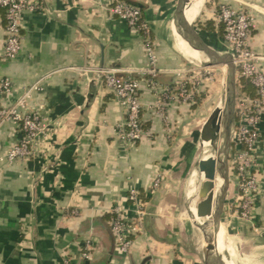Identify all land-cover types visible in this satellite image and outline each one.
<instances>
[{"label":"crops","instance_id":"obj_1","mask_svg":"<svg viewBox=\"0 0 264 264\" xmlns=\"http://www.w3.org/2000/svg\"><path fill=\"white\" fill-rule=\"evenodd\" d=\"M116 1L40 0L42 12L23 14L21 51L11 61L2 58L6 20L0 8V81L8 78L13 86L9 93L0 91V108L34 86L26 110L41 117L43 128L32 157L0 163V264H63L67 257L81 264H203L188 220V206L194 213L189 199L197 187L196 171L187 182L201 141L203 109L197 107L196 97L192 103L179 102L174 92L166 97L167 89L174 90L193 75L171 32L176 0H122L141 9L157 67L165 71L156 77L154 88L149 77L133 75L139 83L146 132L141 141L131 144L119 137L126 110L101 78L71 70L83 66L137 70L147 65L141 34L110 11ZM227 1L253 16L249 46L262 57L264 72V0ZM207 3L192 22L202 26L195 24L205 44L221 53L223 28L215 21V5ZM195 4L191 1V7ZM209 21L213 32L203 29ZM125 76L116 75L119 80ZM157 101L163 115L156 112ZM21 137L17 125L3 124L0 156ZM254 163L259 181L254 222L229 213L237 193L231 174L220 220L237 252L234 264H264V108ZM157 175L163 181L152 189ZM132 188L143 203V227L132 237L129 250L122 252L110 229L112 210L120 206L126 219L135 218L136 208L128 200ZM87 239L94 250L82 262L79 253Z\"/></svg>","mask_w":264,"mask_h":264},{"label":"built area","instance_id":"obj_2","mask_svg":"<svg viewBox=\"0 0 264 264\" xmlns=\"http://www.w3.org/2000/svg\"><path fill=\"white\" fill-rule=\"evenodd\" d=\"M236 1V0H230ZM0 8L5 12V41L2 58L5 61L14 60L21 51L23 14L42 12L40 0H0ZM111 13L124 21L127 26L141 34L147 65L137 70H123L117 68H90L88 66L72 67L71 70L91 72L101 78L103 86L116 98L126 110V119L119 126V137L126 143L134 144L143 139L146 134L140 118L141 102L138 96L139 83L133 76L141 74L149 77V84L155 87L156 77L165 72L157 67V53L155 45L150 39V27L142 18L141 9L125 1H116L110 9ZM215 21L223 28V42L227 54L232 58L238 78L244 79L254 90V96L240 93L236 97L234 109V130L231 139V149L228 158L229 170L236 186V195L231 202L229 213L231 217L244 222L253 221V207L259 190V181L253 173L255 163V148L259 139V124L264 108V72L260 62L262 57L249 46L253 16L244 8L236 7L227 0L217 3ZM124 72L126 76L119 80L117 73ZM192 77L179 83L174 89H167L166 97L174 92L175 98L181 103H192L196 97L197 78L192 71ZM13 89L11 81L6 78L0 81V91L9 93ZM34 86L24 90L22 95L10 106L0 108V127L5 123L17 125L22 132L20 140L11 146L5 154L0 156V163L12 164L17 160L28 159L34 155V144L43 132L41 117L37 113L27 112L26 99ZM157 114L163 115V105L155 103ZM163 177L157 175L152 183V189H157ZM129 202L135 206V218L126 219L120 206L112 210L113 218L110 229L117 247L127 252L132 244V237L141 233L144 210L140 194L131 189ZM77 215L76 211H71ZM94 247L90 239L83 242L79 253V260L86 261L91 257ZM63 264H81L75 259L67 257Z\"/></svg>","mask_w":264,"mask_h":264},{"label":"water","instance_id":"obj_3","mask_svg":"<svg viewBox=\"0 0 264 264\" xmlns=\"http://www.w3.org/2000/svg\"><path fill=\"white\" fill-rule=\"evenodd\" d=\"M191 1L195 0H176V5L173 11V17L171 21V32L176 45V34L180 35L181 28L184 29L187 35L192 38L193 46H189L192 50L201 51L209 47L199 33L197 32L194 24L187 23L185 17V9ZM205 5V2L204 4ZM204 7V6H203ZM176 33V34H175ZM179 52V51H178ZM180 53V52H179ZM181 54V53H180ZM181 56L189 64L201 63L203 67H222L227 68L226 76V88H225V111L222 117H220L221 111L217 109L210 121L206 123L201 130L200 141V155L195 164V168L191 171L190 177L194 171L197 173V187L196 194L191 196L189 202H193L198 198L199 202H196V209H199V216H203L210 219L198 223L196 221L197 215L191 212L188 206V220L194 227V235L198 242L201 244L202 260L203 264H221V253L217 250V235L220 228V220L224 211V205L230 185V170L228 164L229 153L231 149V139L234 130V109L236 102V68L229 54L220 53L217 56H204L205 61L196 62ZM90 90H93V82L90 83ZM222 141L221 152L218 159V178L221 179L222 184L219 189L218 195L215 197L212 207L209 204L208 194H205L209 181H213L215 175L211 172L214 161L210 160L211 157L204 158L205 153L203 143H209V148L206 150L209 154L214 148L217 142ZM211 156V155H210ZM189 177V179H190ZM205 178V182H202L201 178ZM188 179V181H189ZM209 180V181H207Z\"/></svg>","mask_w":264,"mask_h":264},{"label":"bare ground","instance_id":"obj_4","mask_svg":"<svg viewBox=\"0 0 264 264\" xmlns=\"http://www.w3.org/2000/svg\"><path fill=\"white\" fill-rule=\"evenodd\" d=\"M203 1L204 0H196V4H195L194 8L191 7V2L186 7V9H185V17H186V20H187L186 22L187 23H189V24L193 23L192 22V17L195 19L198 16V14H199L198 12H199V9L201 8V6L203 5ZM180 34L182 36V39L185 42H187V43L182 42L183 40L181 41L180 36L176 35V38L179 41L178 50L181 52V54L185 58L193 60V61H196V62H203V61H205L203 55H206V56H217L218 54H220L219 52H216L215 50H213V49H211L209 47H207L205 49H201V51H199V53H198V51L192 50L190 48L191 46H193V40H192V38H190L187 35L186 31L181 28ZM202 38H204V37H202ZM222 67H223V71L227 74V68L225 66H222ZM225 81H226V77H225ZM220 111H221L220 117H222L223 114H224V111H225V103H224V101H222V103H221ZM209 147H210L209 143H205L204 152H206V153H205V157L204 158L211 157L210 160H212V162L214 161L213 168H211L212 169L211 172H213V174L215 175V178L213 179V181L207 180V181H209V184H208V186L206 188L205 194H208V196H209L210 193L212 192V190L214 189L212 194H211V207H212L213 201H214L215 197L218 195L220 186L222 184L221 179L218 178V175H217V173H218V170H217V168H218V159H219V153L221 152V148H222V141L217 142V144L215 145V148L211 151L213 153V155L209 154V152L206 151ZM201 180H202V182H205V178L204 177H202ZM191 194L195 195L196 193H194V191H192ZM196 202H199L198 198L195 201H193V203L191 205V208L194 211V213L197 215L198 223L204 221L205 219H210V218H208L209 216H207V217L203 216V218H201L198 215L199 214V209H196ZM222 225H220L219 232H218V235H217V250H218L219 253H221L220 262H221V264H234L233 259L230 258V255H231V252H232V247H231L229 238L227 236L228 233L226 234V231H225V229H224V227Z\"/></svg>","mask_w":264,"mask_h":264},{"label":"rangeland","instance_id":"obj_5","mask_svg":"<svg viewBox=\"0 0 264 264\" xmlns=\"http://www.w3.org/2000/svg\"><path fill=\"white\" fill-rule=\"evenodd\" d=\"M208 1L209 3H207ZM218 2H221V0H205V4L207 3L209 5H213V4L215 5V11L217 10ZM195 24L194 26L196 28L198 26V23L196 24L197 26ZM222 45H224V50L221 53L227 54L226 46L223 41H222ZM189 66L191 67V69H193V73L196 75V78H197L198 93L196 95V103H197V107H201L203 109L202 118L200 120V123H203V126H204L206 123L210 121L213 113L217 109L220 110L221 103L222 101L225 100V88H226L225 77L227 76V74L223 71V67H203L201 63H194V64H190ZM236 79H237L236 97H238L240 92L238 91L239 90L238 89V79L239 78L237 75H236ZM200 151H201V147L199 145L197 158H196V161L194 162L192 170L195 168V164L200 155ZM188 179L189 178H187V182H188ZM195 191L196 190H194V193ZM192 228L194 231L193 225H192ZM199 246L201 249L200 242H199ZM236 254L237 252L235 253V251L231 252L230 258L233 259V261H235L234 259H235ZM201 255H202V251H201ZM236 260H237V257H236Z\"/></svg>","mask_w":264,"mask_h":264},{"label":"trees","instance_id":"obj_6","mask_svg":"<svg viewBox=\"0 0 264 264\" xmlns=\"http://www.w3.org/2000/svg\"><path fill=\"white\" fill-rule=\"evenodd\" d=\"M127 3H129V2H127ZM129 4H131V3H129ZM133 5H135V4H133ZM198 27L202 28V26L200 24H198ZM203 29L213 32L215 29L213 22H210V21L206 22L205 27ZM219 35L220 36L223 35V31L221 30V28H219ZM238 89H239V92L246 93L248 96H251V97L254 96L253 88L248 84V82H246L242 78L238 79Z\"/></svg>","mask_w":264,"mask_h":264}]
</instances>
